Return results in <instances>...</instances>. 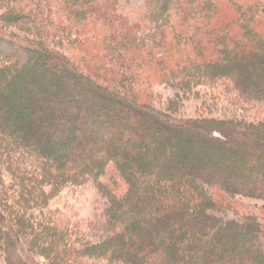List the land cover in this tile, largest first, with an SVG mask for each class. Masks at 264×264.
<instances>
[{
    "label": "trees",
    "instance_id": "trees-1",
    "mask_svg": "<svg viewBox=\"0 0 264 264\" xmlns=\"http://www.w3.org/2000/svg\"><path fill=\"white\" fill-rule=\"evenodd\" d=\"M130 2L0 0L1 264H264V215L228 217L264 203V0ZM90 182L88 237L44 210Z\"/></svg>",
    "mask_w": 264,
    "mask_h": 264
},
{
    "label": "rangeland",
    "instance_id": "rangeland-1",
    "mask_svg": "<svg viewBox=\"0 0 264 264\" xmlns=\"http://www.w3.org/2000/svg\"><path fill=\"white\" fill-rule=\"evenodd\" d=\"M139 0H131L129 4V9L132 7H138L141 4L138 3ZM4 14V9L0 4V22H2V15ZM9 32H14L18 35L24 36L22 32H19L15 27H10ZM15 51V50H14ZM17 51V50H16ZM156 91L159 93L161 101H165L168 98H173L175 93H178V89L167 88L162 86H157ZM203 91V90H202ZM187 96V95H186ZM197 100L191 97L186 100V108L188 114H192L194 110V106L197 105ZM221 103V102H220ZM226 104V103H225ZM264 112V105L261 106ZM220 114V113H219ZM221 115V114H220ZM98 131V128L96 129ZM51 179L46 178V182H44L40 188H45L46 190H50L51 187L54 186L55 182ZM100 183L106 185L112 192H114L117 196H122L128 190V186L123 178L120 176L118 171L115 169L113 165H109L106 174L100 178ZM35 194V193H34ZM31 204V202H29ZM235 203H237L241 209L238 211L230 212L228 217H239L242 212V208L247 212L252 211L254 215L262 217L264 215V203L254 201L248 198H235ZM105 200L102 195L99 193L97 189V184L90 182L84 186L79 187H67L65 189L62 188H54L53 196L47 202V209L44 211H52L55 213L60 220L69 221L71 223H78L83 227L85 234L88 237L96 236L97 233L102 234L103 230L101 229L102 223V213L105 207ZM34 212H42L37 210L36 207H31ZM1 209V208H0ZM27 255L28 252H27ZM31 260H33V264H47V262L39 257L29 255ZM81 264H104L102 259H81L79 260ZM2 261L0 260V264Z\"/></svg>",
    "mask_w": 264,
    "mask_h": 264
}]
</instances>
